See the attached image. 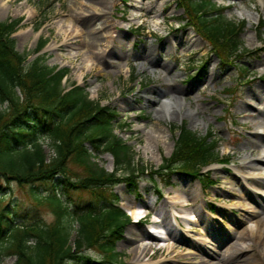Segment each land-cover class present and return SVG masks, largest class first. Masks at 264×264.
<instances>
[{
  "label": "rangeland",
  "instance_id": "obj_1",
  "mask_svg": "<svg viewBox=\"0 0 264 264\" xmlns=\"http://www.w3.org/2000/svg\"><path fill=\"white\" fill-rule=\"evenodd\" d=\"M3 1L8 8L0 20H20L12 35L16 50L28 55L27 62L44 55L46 65L68 69L65 85L83 86L90 99L114 109L119 114L115 134L147 168L156 169L170 157L179 134L173 126L185 125L199 136L211 131L219 155L227 159L205 169L214 182L207 188L180 173L170 176L167 187L157 181L158 189L149 178L139 180L136 193L124 184L113 187L122 210L148 217L147 224L130 220L116 241L123 264H195L202 252L212 256L213 264L217 259L264 264V225L257 218L264 211V133L255 134L264 120V26L256 28L264 22V0H210L224 10L226 21L245 22L244 52L232 65H222L194 29L184 26L178 0ZM91 13L93 29L84 30ZM89 33L102 40L86 68L82 56ZM42 40L45 46L35 53ZM42 142L50 158L49 142ZM95 155L99 167L113 171L109 155ZM36 187L45 194L50 185ZM58 194L70 210L74 203L91 201L86 193ZM3 197L0 208L10 214L12 227L54 220L47 204L31 198L29 186L0 179ZM233 242L239 244L236 253L227 250ZM145 244L138 256L135 251ZM86 253L99 258L97 251ZM15 262V256L0 254V264Z\"/></svg>",
  "mask_w": 264,
  "mask_h": 264
},
{
  "label": "trees",
  "instance_id": "obj_2",
  "mask_svg": "<svg viewBox=\"0 0 264 264\" xmlns=\"http://www.w3.org/2000/svg\"><path fill=\"white\" fill-rule=\"evenodd\" d=\"M177 4L184 9L185 26L194 29L222 65L241 57L245 22L226 21L224 10L210 0ZM18 24L19 20L0 21V179L19 188L29 186L31 198L47 204L54 220L39 218L12 227L10 214L0 208V254L15 256L14 264H123L115 244L129 219L113 187L125 184L135 192L138 181L149 178L158 189L157 181L169 186L170 176L180 173L207 188L213 181L202 169L217 159L218 142L211 131L199 136L181 126L171 156L157 169L147 168L114 133L119 118L114 109L91 100L84 87L63 85L68 69L46 65L44 55L27 62V54L15 49L11 35ZM44 45L42 40L35 53ZM43 140L49 142L50 158ZM95 153L112 156L113 172L99 167ZM45 184L50 188L39 193L36 186ZM58 192L68 198L72 192L86 193L93 204L74 203L70 210ZM88 250L100 257L93 259Z\"/></svg>",
  "mask_w": 264,
  "mask_h": 264
},
{
  "label": "bare ground",
  "instance_id": "obj_3",
  "mask_svg": "<svg viewBox=\"0 0 264 264\" xmlns=\"http://www.w3.org/2000/svg\"><path fill=\"white\" fill-rule=\"evenodd\" d=\"M87 1V3H94V1L95 0H86ZM98 4H100V0H99V2H98V0L96 1ZM7 8H8V5H6V2L5 1H3V0H1L0 1V18H1V15H3L4 14V12H7ZM93 11H95V8H94V10ZM76 13H80V11H75ZM15 15V14H14ZM79 17V16H78ZM85 23L83 24V28H84V30H91V29H93V26H94V24H92L93 23V20H94V16H93V14L91 13L90 14V16H88V17H86L85 19ZM99 24H97L96 23V26H98ZM100 40H102L98 35H95V34H90L89 33V36L87 37V39L85 40V52H84V55L82 56V62H83V64H84V66L86 67V68H89V67H91V65H92V63H91V60H90V58L92 59V52H91V50H95L96 49V47L99 45V42H100ZM167 105H164V107H167V108H169V103H166ZM174 104V103H173ZM166 108V109H167ZM260 129V131H258ZM259 133L261 134V133H264V120H261L260 121V123H259V125L257 126V129H256V131H255V134L256 135H259ZM254 136V135H253ZM158 138H159V140L161 141V142H165V138L163 137V136H158ZM177 204H179L180 206H187V203H181V202H179V203H177ZM130 214L132 215V216H134V218L135 219H138V218H141V216H140V214L137 212H134V210H130ZM264 211L263 212H260V213H258L257 214V218H258V223L262 226V225H264ZM167 220H168V217L166 218ZM262 235H264V232L262 233ZM161 237L162 236H159V239H161ZM163 238V237H162ZM238 239H243L242 237L241 238H238ZM259 241L260 240H262L261 238H259L258 239ZM144 245V244H143ZM147 244H145V246L144 247H140L139 248V250H136L135 251V253H138V256L141 254V253H144L145 252V250L147 249V247L148 246H146ZM238 243L237 242H233L231 245H229V247H228V251H230V252H233V253H236L237 252V247H238ZM160 251H167L165 248H163V247H161L160 249H159ZM252 251H254L253 249H252ZM139 252H140V254H139ZM203 253V256H200L199 257V261L198 262H196L195 264H213L212 263V261H211V257L212 256H209V255H207L205 252H202ZM190 254V253H189ZM197 257V255L196 256H194V258H196ZM249 261L248 260H246V263H248ZM216 264H221V261H220V259H217V263Z\"/></svg>",
  "mask_w": 264,
  "mask_h": 264
}]
</instances>
